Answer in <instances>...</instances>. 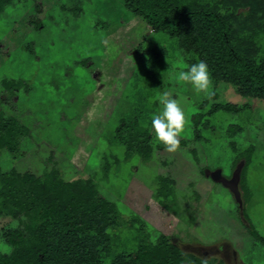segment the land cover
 <instances>
[{
	"label": "rangeland",
	"instance_id": "1",
	"mask_svg": "<svg viewBox=\"0 0 264 264\" xmlns=\"http://www.w3.org/2000/svg\"><path fill=\"white\" fill-rule=\"evenodd\" d=\"M188 67L176 39L152 33L122 0H11L0 14V106L31 130L16 167L39 174L65 160L66 180L91 179L125 221L131 214L141 218L152 239L166 235L181 251L224 264H264V243L252 236L256 231L264 239V102L213 80L211 99L197 94L176 80ZM11 79L24 81L28 91L11 97L1 86ZM165 91L184 98L187 124L174 154L158 149L150 131L152 116L162 110L157 97ZM13 100L15 113L8 109ZM224 104L238 111L211 113ZM129 120L150 131L147 162L125 161L123 148L109 143ZM250 147L245 166L243 153ZM104 158L112 165L107 176ZM10 161L3 153L2 169ZM215 171L217 181L209 176ZM168 175L174 186L165 209L156 194L158 177ZM12 225L11 218L0 217L2 252L10 248L1 232ZM113 235L114 252L136 249L125 225Z\"/></svg>",
	"mask_w": 264,
	"mask_h": 264
},
{
	"label": "trees",
	"instance_id": "2",
	"mask_svg": "<svg viewBox=\"0 0 264 264\" xmlns=\"http://www.w3.org/2000/svg\"><path fill=\"white\" fill-rule=\"evenodd\" d=\"M122 2L152 33L176 39L190 66L203 60L215 83L229 84L238 95L264 102V0ZM10 3L0 0V14ZM1 86L13 98L22 89L28 91L22 80H3ZM15 104L13 100V107L8 106L14 113ZM221 109L238 111L224 104L211 113ZM30 137V128L0 106V158L5 153L13 162L7 169L0 165V217L13 222L1 232L10 250L0 251V264H224L183 252L166 235L157 234L152 239L141 218L131 214L125 221L91 179L66 180L61 171L65 160L46 165L39 174L17 168L15 162ZM109 143L123 148L125 161L138 157L147 162L153 154L150 131L137 120L122 121ZM162 148V144L158 146ZM252 151L250 147L243 153L245 166ZM113 164L119 165L118 158ZM111 166L109 158H104L105 176ZM173 186L169 175L158 177L156 195L165 209L163 200L171 197ZM123 225L135 235L136 249L116 253L118 236L112 234ZM252 236L264 243L256 231Z\"/></svg>",
	"mask_w": 264,
	"mask_h": 264
},
{
	"label": "clouds",
	"instance_id": "3",
	"mask_svg": "<svg viewBox=\"0 0 264 264\" xmlns=\"http://www.w3.org/2000/svg\"><path fill=\"white\" fill-rule=\"evenodd\" d=\"M102 43L107 45L108 41L104 40ZM176 80L190 84L197 94L204 93L208 99L215 95L208 65L203 60L192 64L187 70H180L176 74ZM157 99L162 110L152 116L150 131L155 134V140L164 146L165 152L174 154L180 149L181 134L187 124L185 111L181 106L184 98H174L172 92L165 91Z\"/></svg>",
	"mask_w": 264,
	"mask_h": 264
},
{
	"label": "water",
	"instance_id": "4",
	"mask_svg": "<svg viewBox=\"0 0 264 264\" xmlns=\"http://www.w3.org/2000/svg\"><path fill=\"white\" fill-rule=\"evenodd\" d=\"M209 176L212 178V180H219L220 179V171H215L209 174Z\"/></svg>",
	"mask_w": 264,
	"mask_h": 264
}]
</instances>
